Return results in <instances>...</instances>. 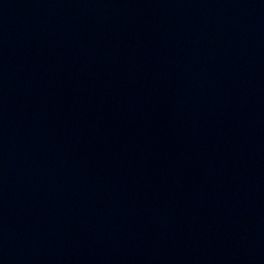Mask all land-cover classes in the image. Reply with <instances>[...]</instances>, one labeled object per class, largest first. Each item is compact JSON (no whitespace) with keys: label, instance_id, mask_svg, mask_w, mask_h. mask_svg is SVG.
I'll list each match as a JSON object with an SVG mask.
<instances>
[{"label":"water","instance_id":"1","mask_svg":"<svg viewBox=\"0 0 264 264\" xmlns=\"http://www.w3.org/2000/svg\"><path fill=\"white\" fill-rule=\"evenodd\" d=\"M0 264H264V0H0Z\"/></svg>","mask_w":264,"mask_h":264}]
</instances>
